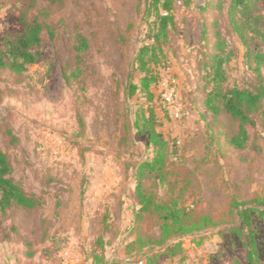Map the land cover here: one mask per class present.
Masks as SVG:
<instances>
[{"label":"rangeland","instance_id":"obj_1","mask_svg":"<svg viewBox=\"0 0 264 264\" xmlns=\"http://www.w3.org/2000/svg\"><path fill=\"white\" fill-rule=\"evenodd\" d=\"M215 1L173 0L157 82L143 88L135 58L153 42L144 0H0V50L22 19L53 31L21 74L0 71V147L12 178L42 199L0 213V264H264V117L234 147L237 123L207 76L220 51L212 44L222 41L231 57L218 91L257 83L264 0L254 2L258 32H245L246 45L226 2ZM80 36L88 47L78 52ZM170 88L179 120L163 104ZM137 185L152 207L139 220ZM235 203L252 208L251 230ZM156 204L176 209L184 228L164 231Z\"/></svg>","mask_w":264,"mask_h":264},{"label":"trees","instance_id":"obj_2","mask_svg":"<svg viewBox=\"0 0 264 264\" xmlns=\"http://www.w3.org/2000/svg\"><path fill=\"white\" fill-rule=\"evenodd\" d=\"M59 3L62 0H56ZM144 11L153 18L151 21L150 31L152 32L153 42L151 44H144L140 47L135 58L137 68L143 73L140 78L141 86L146 88L149 82H157L161 60L156 52H161V41H164L167 36V28L173 25V0H144ZM216 0L215 3L220 4ZM256 0H224L227 4V16L233 27L234 33L239 38L243 45L247 44L245 32L257 33V24L259 14H253V6ZM24 25L21 34L7 37L5 39L4 48L0 50V71L8 70L14 74H21L27 64L36 62L41 57V47L45 35L53 36V31L49 24L40 21L38 18L28 22L22 19ZM261 43L264 45V35H262ZM222 41H215L212 44V49H220L218 53H210L211 65L208 70V77L214 81L213 87L209 92H212L216 98L221 99V108L224 113L230 116L238 127V132L231 138V144L236 148L245 146L248 139L246 126L254 125L256 116L264 117V75L262 74V67H264V51L258 50L254 52L253 68L257 76V83L251 88L232 87L224 93L218 91L219 82L224 78V71L222 70V63L227 62L231 54L223 53ZM88 47L86 37L80 36L79 45L76 46L78 52L84 51ZM161 54V53H160ZM246 56L249 51L246 50ZM80 54L78 53L77 56ZM161 62V63H160ZM137 85L130 83L129 92H135ZM152 95V94H151ZM210 98L207 99V104H210ZM213 114L218 111V107L214 104L208 107ZM15 138V137H12ZM149 138L152 143H157V137L154 129L150 130ZM13 172L12 165L8 158V154L0 147V213L6 212L9 208L14 206H21L25 208L38 207L42 199L33 193L26 192L19 182L15 181L11 174ZM137 208L133 209L135 220H139L145 213L149 212L152 207H149V200L140 192L139 186H136ZM239 203H235L237 208V215L243 222V226L251 230L250 226V210L251 207H244L239 209ZM157 212L162 220V229L169 232L168 228L172 226L175 230L184 228L183 215L180 216L176 209H170L169 205L156 204L152 210ZM259 214H264V209L258 210ZM177 228V229H176ZM250 234V233H249ZM250 244L253 246V239L251 235ZM250 249L248 256H251ZM109 264H123L120 261L112 260Z\"/></svg>","mask_w":264,"mask_h":264},{"label":"built area","instance_id":"obj_3","mask_svg":"<svg viewBox=\"0 0 264 264\" xmlns=\"http://www.w3.org/2000/svg\"><path fill=\"white\" fill-rule=\"evenodd\" d=\"M162 100L164 107L168 109L169 117L179 120L182 116V113H179L178 103L174 95V89H165L162 94Z\"/></svg>","mask_w":264,"mask_h":264}]
</instances>
